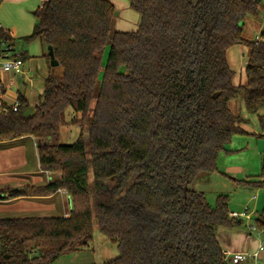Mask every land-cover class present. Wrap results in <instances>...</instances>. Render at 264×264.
I'll list each match as a JSON object with an SVG mask.
<instances>
[{"label": "trees", "instance_id": "16d2710c", "mask_svg": "<svg viewBox=\"0 0 264 264\" xmlns=\"http://www.w3.org/2000/svg\"><path fill=\"white\" fill-rule=\"evenodd\" d=\"M260 1L129 0L141 16L134 32L114 30L109 0L42 5L24 41L52 47L59 67L46 57L50 73L32 114L21 95L19 109L10 110L0 90V144L34 140L42 171L60 175L0 201L65 191L72 210L69 217H1L0 264H55L92 242L94 220L119 250L106 264H230L217 233L242 220L230 217L227 195L213 207L193 184L219 172L220 152L247 133L230 108L240 94L264 137V31L260 41L243 35ZM0 41L13 43L1 26ZM235 46L249 50L245 85L234 83L228 62ZM70 111L81 116L74 122L81 133L65 145L59 135ZM239 182L264 188V152L261 174ZM254 224L264 235V209Z\"/></svg>", "mask_w": 264, "mask_h": 264}, {"label": "rangeland", "instance_id": "374dc122", "mask_svg": "<svg viewBox=\"0 0 264 264\" xmlns=\"http://www.w3.org/2000/svg\"><path fill=\"white\" fill-rule=\"evenodd\" d=\"M116 10L115 21L121 23L123 27L132 23V15L134 10L130 9L129 0H109ZM260 14L258 17H248L244 23L243 35L244 38L256 41L257 37L261 36L264 31V0L258 3ZM129 9V10H128ZM2 6H0V14ZM31 11L27 20L17 18V21L11 23L13 28L18 30L22 36H30L33 32V27L37 22L35 12ZM139 28V25L138 27ZM114 30L118 31L114 26ZM31 33H28V32ZM21 32V33H20ZM122 32V31H118ZM21 37V36H20ZM18 37V38H20ZM16 53L28 52L30 56L42 57L47 51L46 45L40 41L27 43L24 40H17L15 46ZM109 47L104 56V63L107 60ZM227 58L230 67L235 72L234 83L236 85H245L246 67L249 60V50L244 46H235L227 53ZM61 73V70L58 69ZM31 100V99H30ZM230 108L234 114L246 121L243 128L247 131L246 134H236L226 149L221 151L218 160V171L214 174L201 178V180L193 184V188L205 194L208 203L211 206H216L217 199L220 195L229 197V211L241 213L246 208L253 211L255 219L261 214L264 209V188L242 185L239 181L247 179H256L262 172V155L264 152V137L261 130L257 114H250L245 106L243 94H240L237 99L230 103ZM34 109L28 110V114H32ZM260 113H264V108ZM72 111L69 112L66 118V125L61 128L59 142L65 145L73 144L81 133V127L74 123L76 118L79 120L81 116L74 117ZM88 129L91 124V119L85 123ZM42 170L39 163L38 151L30 145L16 147L10 150L0 151V185L1 188L13 186L17 188L20 184L21 177L29 174L37 173ZM46 175L57 176L56 172H45ZM15 176V177H14ZM11 188L1 189V194H6ZM65 192V191H63ZM64 213L69 214L70 209L67 201L68 194H64ZM43 203V202H42ZM5 204L0 202V218L5 216H45L59 215L62 207H54V205L41 204L38 201L23 200L17 202L12 207H2ZM8 205V204H6ZM8 212H5V211ZM56 212V213H54ZM4 215V216H3ZM252 221L242 220L239 225L232 227H221L218 230V238L221 245L229 249L230 254L243 253L252 254L260 245L264 243V235L258 228L255 231L251 230L254 224ZM263 255V258H262ZM261 258L256 263L254 260H248L241 264H264V252ZM119 256L117 245L106 238L99 230L97 221L94 220L93 240L81 251L62 255L55 264H106Z\"/></svg>", "mask_w": 264, "mask_h": 264}, {"label": "crops", "instance_id": "0c3cea01", "mask_svg": "<svg viewBox=\"0 0 264 264\" xmlns=\"http://www.w3.org/2000/svg\"><path fill=\"white\" fill-rule=\"evenodd\" d=\"M47 1L48 0H3V2L0 4V6H2V11L0 14V26L5 32H7L11 36L15 46L17 40H24V38L28 36H22V35H26L25 32L24 34H19L18 30L16 28H13L11 24L14 23L12 18L14 19V21H17L18 17L21 18L22 20H27L31 11H34L35 9H37L38 11L42 7V5ZM130 9L132 10V8ZM132 17H133L132 23L127 24L128 26L123 27V25L121 23H117V21L114 22V26L117 28L118 31H122V32L137 31L139 29L137 27L138 25L140 26L141 23V16L139 13L135 12L134 15H132ZM34 27H33V31H34ZM28 33L31 32L29 31ZM38 41L44 44L41 40ZM22 53L25 64H24V72L21 76L16 77L13 74L4 73L0 70V82H2L4 86H9L11 82L14 84L12 87H9L5 91V94L2 97V99L7 106H11L17 101H19V96L21 95L28 101L30 105V109L33 108L35 110V107L40 103V99L44 93L45 81L50 73L49 64L46 58L48 56V49L42 55V57H33L30 56L28 52H24V51H22ZM27 145H30L32 148L34 146L35 149H37V142H35L32 139H26L23 141L13 142L10 144H0V151L10 150L16 147H23ZM56 174L58 175L53 176L54 173H51L50 176H48L44 171L39 170L37 171V173H33V174H29L28 176L21 177L20 184L18 185L17 188H14L13 186H8V187L6 186L4 188H1L2 186L0 185V190L5 188L20 189L26 186H44L49 184L51 181H54L56 178H58L60 174L59 173ZM64 194L65 192L59 191L56 194L45 198H32V199L10 200L6 202H1V201L0 202L2 204H5L2 207H7V208L12 207L17 202L23 200L38 201L39 203L44 205L48 204V205H54V207H58V206L62 207V211L60 212L59 215L11 216V217H69L70 212L72 210V201L70 196L68 195L67 201L70 212L69 214L64 213L63 212L64 201L66 200ZM0 195L2 194L0 193ZM245 211H248L249 216L251 218V220L247 219V221H252L253 219L255 221L256 213H253V211L250 212V208H246ZM217 238H218V233H217ZM218 241L220 243L219 238ZM221 246L225 253H229V249L225 248L223 245Z\"/></svg>", "mask_w": 264, "mask_h": 264}, {"label": "built area", "instance_id": "2783aa9c", "mask_svg": "<svg viewBox=\"0 0 264 264\" xmlns=\"http://www.w3.org/2000/svg\"><path fill=\"white\" fill-rule=\"evenodd\" d=\"M256 41H260V37L256 38ZM22 52L16 53L14 43L10 41H0V70L4 73L13 74L16 77H19L24 72V58L22 56ZM14 84L11 82L9 86H4L2 82H0V90L6 91L9 87H12ZM21 103L17 101L11 106H8L10 110L17 111L20 107ZM5 111H8L6 109ZM230 217L232 219L237 220H251L248 211H244L241 213L230 212ZM252 231H255L257 227L253 224L251 227ZM264 252V243L259 246V248L252 254H230L225 253L226 258L230 264H241L242 262H247L248 260H254L256 263L261 258L262 253Z\"/></svg>", "mask_w": 264, "mask_h": 264}, {"label": "water", "instance_id": "95a60500", "mask_svg": "<svg viewBox=\"0 0 264 264\" xmlns=\"http://www.w3.org/2000/svg\"><path fill=\"white\" fill-rule=\"evenodd\" d=\"M48 55L50 57V66L52 68H57L59 67V62L55 59V56H54V52H53V49L52 47H48ZM43 101V99H42ZM184 192H185V196H186V193H187V187L184 188Z\"/></svg>", "mask_w": 264, "mask_h": 264}]
</instances>
